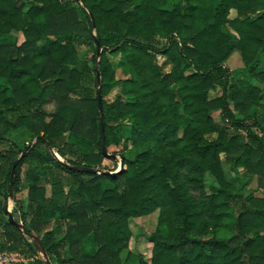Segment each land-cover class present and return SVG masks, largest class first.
<instances>
[{
	"label": "trees",
	"instance_id": "obj_1",
	"mask_svg": "<svg viewBox=\"0 0 264 264\" xmlns=\"http://www.w3.org/2000/svg\"><path fill=\"white\" fill-rule=\"evenodd\" d=\"M263 54L264 0H0V247L39 254L5 213L30 146L11 212L52 264H125L129 220L154 211L126 264H264ZM21 129L40 138L19 151Z\"/></svg>",
	"mask_w": 264,
	"mask_h": 264
},
{
	"label": "rangeland",
	"instance_id": "obj_2",
	"mask_svg": "<svg viewBox=\"0 0 264 264\" xmlns=\"http://www.w3.org/2000/svg\"><path fill=\"white\" fill-rule=\"evenodd\" d=\"M234 16V12L231 11L230 13V17ZM22 40V36H19V41ZM262 61H264V54L261 57ZM92 64V62H90V65ZM228 66L230 69H235V68H239L243 66L240 54L238 51H234L229 59H228ZM189 70L187 69L186 72H188ZM114 93H111L110 95H108V98L111 99ZM215 118L217 119L218 116L217 114L214 115ZM8 138L11 139L12 141H14L16 143V145L19 148V151H22L27 143H33L35 142V139H31V135L29 132H27L24 129H21L20 131H16V132H11L8 135ZM115 148L113 146H110L109 151H113ZM28 152V151H27ZM27 154V153H26ZM25 154V155H26ZM21 155V154H20ZM58 156V155H57ZM222 159H223V169L224 172L226 174V177L236 183L239 184L241 186V184L243 182H245V184L243 185H247L244 186L243 193H247L249 192V189H251L254 186V182L251 183L250 178L251 176L247 175V174H241V175H234L230 169H229V163L227 161L224 160V155H222ZM29 163H26L25 165H27ZM105 165H110L112 166V163L108 160L104 161ZM118 165H119V161H118ZM215 179L213 178V176L210 173L206 174V183L211 184L214 183ZM241 190V191H242ZM4 192L7 193L8 195L5 197L7 200V208L9 210H12L13 207V199L16 198H20V197H24L25 196V191H22L21 193H17L15 194L13 192V197L11 198L9 196V192L7 190V187L4 188ZM157 211H154L153 213L146 215V216H141V217H136V218H131L129 220V227L132 231V237L129 243V247L131 249V252L133 253L132 255V261L128 260V261H124L123 263H130V262H134L135 261V256L136 254L141 253L144 257L149 258L150 253H151V244L150 242H148L147 237L150 233H152L155 228H156V222H157ZM14 218L18 221L19 220V215L15 214ZM20 222V221H18ZM21 223V222H20ZM0 241H2V238L0 237ZM122 259L126 258V253H123L121 255ZM134 259V260H133Z\"/></svg>",
	"mask_w": 264,
	"mask_h": 264
},
{
	"label": "water",
	"instance_id": "obj_3",
	"mask_svg": "<svg viewBox=\"0 0 264 264\" xmlns=\"http://www.w3.org/2000/svg\"><path fill=\"white\" fill-rule=\"evenodd\" d=\"M89 15L91 17V21H92V25L94 27V21H93V17L91 12H89ZM101 55V46L99 43H97V52H96V62H95V71L97 72V77H96V81H97V105H98V111H99V119H100V138H101V152L102 154L107 157V158H114L117 159V155L114 153H109L107 150V146H106V140H105V135H104V122H103V114H102V96H101V83H100V76L98 73V60L100 58ZM40 137H37L35 139V142L39 139ZM30 146L27 147V149L25 151H23V153H21V155L14 160L12 167H11V173H10V181H9V196L12 198L13 197V192H14V177H15V169H16V165L19 162V160L25 156V154L28 151V148ZM123 167V157L120 156L119 159V169H117L114 172H110V171H101L99 168H93V167H88V166H83V165H69V168L73 169V170H77L80 172H85V173H106V174H114L116 172H118L121 168ZM5 213L8 215V221L10 224L16 226L18 229H20L22 231V233L26 236H28L30 238V240L33 242V244L35 245V247L37 248L40 258L44 260L45 264H52L51 261L48 258L47 252L44 248V246L42 245L41 241L39 240V238L31 233L28 232L24 225L18 221L15 220L11 210H9L7 207L5 208Z\"/></svg>",
	"mask_w": 264,
	"mask_h": 264
},
{
	"label": "built area",
	"instance_id": "obj_4",
	"mask_svg": "<svg viewBox=\"0 0 264 264\" xmlns=\"http://www.w3.org/2000/svg\"><path fill=\"white\" fill-rule=\"evenodd\" d=\"M40 255L25 254L19 250H10L0 247V264H28Z\"/></svg>",
	"mask_w": 264,
	"mask_h": 264
},
{
	"label": "crops",
	"instance_id": "obj_5",
	"mask_svg": "<svg viewBox=\"0 0 264 264\" xmlns=\"http://www.w3.org/2000/svg\"><path fill=\"white\" fill-rule=\"evenodd\" d=\"M230 57V56H229ZM229 59V58H228ZM228 59H227V61H226V63L228 64ZM238 68V67H237Z\"/></svg>",
	"mask_w": 264,
	"mask_h": 264
}]
</instances>
